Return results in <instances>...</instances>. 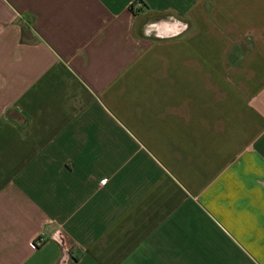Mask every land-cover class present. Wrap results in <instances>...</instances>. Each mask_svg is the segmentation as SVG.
<instances>
[{"label":"crops","instance_id":"0c3cea01","mask_svg":"<svg viewBox=\"0 0 264 264\" xmlns=\"http://www.w3.org/2000/svg\"><path fill=\"white\" fill-rule=\"evenodd\" d=\"M0 264H264V0H0Z\"/></svg>","mask_w":264,"mask_h":264},{"label":"built area","instance_id":"2783aa9c","mask_svg":"<svg viewBox=\"0 0 264 264\" xmlns=\"http://www.w3.org/2000/svg\"><path fill=\"white\" fill-rule=\"evenodd\" d=\"M45 241V233H42L37 237V239L34 242L35 246L41 245Z\"/></svg>","mask_w":264,"mask_h":264}]
</instances>
